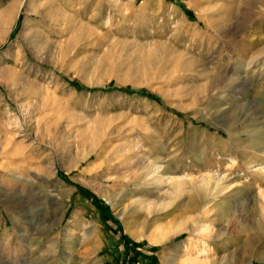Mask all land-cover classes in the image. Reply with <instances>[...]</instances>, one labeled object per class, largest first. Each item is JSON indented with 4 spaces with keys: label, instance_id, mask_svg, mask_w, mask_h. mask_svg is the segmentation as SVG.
Instances as JSON below:
<instances>
[{
    "label": "rangeland",
    "instance_id": "obj_1",
    "mask_svg": "<svg viewBox=\"0 0 264 264\" xmlns=\"http://www.w3.org/2000/svg\"><path fill=\"white\" fill-rule=\"evenodd\" d=\"M261 5L0 0V264H264Z\"/></svg>",
    "mask_w": 264,
    "mask_h": 264
},
{
    "label": "bare ground",
    "instance_id": "obj_2",
    "mask_svg": "<svg viewBox=\"0 0 264 264\" xmlns=\"http://www.w3.org/2000/svg\"><path fill=\"white\" fill-rule=\"evenodd\" d=\"M255 2H257V3H261L262 5L261 6H263L264 7V0H255ZM251 6H255V7H257L258 5H256V3H251ZM262 7V8H263ZM228 11H230L229 10V8H226ZM264 9V8H263ZM261 10V9H260ZM226 14H228V12H226ZM187 63V62H186ZM185 64V63H184ZM250 64V63H249ZM247 65V64H246ZM185 66V65H184ZM213 83V82H212ZM261 100L262 101H264V98H261ZM232 107V106H231ZM235 107H237V106H235ZM226 108H228V107H226ZM225 108V109H226ZM246 108V107H245ZM226 111V110H225ZM229 111H230V109H229ZM233 112H235V110H233ZM251 112V111H250ZM235 113H237V112H235ZM235 113H234V115H235ZM239 113V112H238ZM253 113V112H252ZM233 115V114H232ZM240 115H241V117H240V119H241V122L244 124L243 126H244V131H248L249 129H248V127H247V124H246V122H247V118H249L248 117V111L247 110H243V109H241V111H240ZM239 116V115H238ZM230 117V116H229ZM232 117V116H231ZM230 117V118H231ZM234 117V116H233ZM253 117H254V115H253ZM233 121H235V120H233ZM252 121V120H251ZM254 121V120H253ZM239 122V121H238ZM245 122V123H244ZM248 122H250V121H248ZM236 123V122H235ZM254 125H256L255 127H257L256 128V130L257 131H253L252 132V130H251V132L253 133V134H251V132L249 133L250 134V140L252 141V147L254 148V149H256V150H258V152H260L261 154H264V143H259V141H258V143H254V140H256V138H258L257 136H255L254 134H256V135H258V134H260V133H257V132H259V131H261V132H263L264 131V122L262 121V119L261 118H259V119H257V120H255V122H254ZM230 126H231V124L229 123V122H227L225 125H224V127L226 128V131H227V133H229L230 135H233L232 134V131H233V129L231 130L230 129ZM243 126H242V128H243ZM249 126V125H248ZM251 128H253V127H251ZM234 132V131H233ZM234 141H236V139H233ZM232 140V141H233ZM260 169H262V168H259V167H255V168H253V170L252 171H258V170H260ZM263 170V169H262ZM163 171V170H162ZM166 174V173H165ZM154 175V174H153ZM162 175H163V173H162ZM167 177H169L168 175H167ZM219 178V177H218ZM217 177H213V176H209L207 179H205L206 180V182L205 183H208L212 188H213V192L216 194V193H220V191H222L223 189H225L227 186H223V182H222V180H221V178L220 179H218ZM168 181H169V183H171V182H175L176 184L177 183H179V181H181L180 180V178H178L177 176H176V178H172V177H169L168 178ZM192 182V181H191ZM181 186V185H180ZM197 186V185H196ZM231 188V187H230ZM179 189V185L177 186V189L176 190H178ZM207 193V192H206ZM208 196V195H207ZM210 196V195H209ZM258 196H259V198H260V200H262V201H264V188L263 187H260L259 186V191H258ZM213 198H215V196H214V194H212L211 196H210V199H213ZM199 199L201 200V198L199 197ZM203 199V198H202ZM209 199V200H210ZM261 201V202H262ZM209 202H211V201H207V202H202V201H199L198 199H197V204H196V206H192V207H194V208H197V207H200L201 206V208H203L204 210H206V211H208L209 210V208H208V204H209ZM191 207V208H192ZM198 209V208H197ZM200 210V209H199ZM198 210V211H199ZM196 212V211H195ZM187 219V218H186ZM180 222V221H179ZM184 224V223H183ZM210 224V223H209ZM184 226V225H183ZM182 226V223H179L178 225H177V227H175V229H174V231H172L171 233H164L163 235H159L156 239H154V240H152V241H154V242H156V243H158V241H161V240H165L166 238H168V236H171V235H173V234H178V233H180L181 231H183V230H186L187 228H185V227H183ZM170 227V226H169ZM258 228V227H257ZM205 229V228H204ZM167 232V231H166ZM169 232V231H168ZM260 232V231H259ZM161 233V232H160ZM252 236V235H251ZM257 237V236H256ZM255 238V237H254ZM259 238V237H258ZM257 238V239H258ZM261 238V237H260ZM186 247V246H185ZM199 253H206V250H202V251H200ZM205 256H206V254H205ZM262 257H263V254L261 255ZM167 257V256H166ZM230 257H232V255L230 256ZM229 257V258H230ZM226 259H227V257H225ZM205 259H206V257H205ZM204 259V260H205ZM171 260V259H170ZM221 260V259H220ZM165 261V260H164ZM224 262V261H223ZM234 262V261H233ZM224 263H226V262H224ZM181 264H207V263H205V261H203L201 258H194V259H191V258H185V259H183L182 260V262H181ZM214 264V263H213ZM216 264H221V263H218V261L216 262ZM223 264V263H222Z\"/></svg>",
    "mask_w": 264,
    "mask_h": 264
}]
</instances>
